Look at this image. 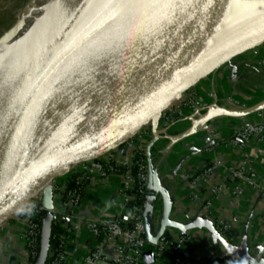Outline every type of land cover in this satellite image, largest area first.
Instances as JSON below:
<instances>
[{
    "label": "water",
    "instance_id": "obj_1",
    "mask_svg": "<svg viewBox=\"0 0 264 264\" xmlns=\"http://www.w3.org/2000/svg\"><path fill=\"white\" fill-rule=\"evenodd\" d=\"M127 1L116 0L105 18L104 0H63L54 22L59 65L20 95L0 102V226L45 190L36 264L47 263L54 221L69 220L54 212V180L82 162L148 155L160 141L184 135L173 132L215 112L218 79L232 75L241 56L264 45V10L258 11L256 0H146V6L135 1L136 35L118 17ZM167 8H180L191 22L189 47L175 56L143 51L164 40ZM23 24L21 18L0 44L12 40ZM29 60L16 64L6 78L17 76ZM3 79L0 73V83ZM221 109L236 116L253 110ZM190 148L193 154L203 149ZM148 172V182L156 180ZM174 223L167 208L156 238L146 230L148 256L161 237L171 238L166 228ZM205 224L201 218L196 225ZM211 232L214 240L225 241L214 227Z\"/></svg>",
    "mask_w": 264,
    "mask_h": 264
},
{
    "label": "crops",
    "instance_id": "obj_2",
    "mask_svg": "<svg viewBox=\"0 0 264 264\" xmlns=\"http://www.w3.org/2000/svg\"><path fill=\"white\" fill-rule=\"evenodd\" d=\"M263 61L264 45L241 56L232 75L218 79L219 104L229 110L253 108L252 111L236 116L217 107L214 113L201 119L194 127L188 123L173 132L174 135L186 132L184 135L160 141L145 156L148 169L156 177V180H149L142 201L145 236L148 230V237L156 238L168 208L169 218L175 223L167 226L166 231L171 238H185L183 247L186 251L203 260L264 264L263 143L252 141L242 150L221 146L233 135L237 126L244 122L264 120V105L255 107L264 101ZM211 128L219 133L215 138L218 145L213 150L206 141ZM191 145L203 149L193 154ZM213 162L218 165L210 178L194 185V176ZM230 166L254 168L258 186L243 183V194L237 196ZM63 177L62 181L65 182L66 177ZM122 183L120 172H109L105 178L94 175L86 187L81 206L76 209L75 217L68 225L65 264H86L84 257L97 247V239L87 229L89 220L127 214L123 207L125 200L120 195ZM219 186L223 188L219 190ZM59 211L66 218L65 211L62 208ZM201 218H205L208 224L196 225ZM181 226L186 229L183 230ZM224 226L226 231L222 233L220 228ZM211 227L225 241L214 240ZM23 228L24 222L18 217L5 225L4 232L0 234V264L19 263L23 256ZM160 264L168 262L161 260ZM190 264L200 263L192 261Z\"/></svg>",
    "mask_w": 264,
    "mask_h": 264
},
{
    "label": "built area",
    "instance_id": "obj_3",
    "mask_svg": "<svg viewBox=\"0 0 264 264\" xmlns=\"http://www.w3.org/2000/svg\"><path fill=\"white\" fill-rule=\"evenodd\" d=\"M264 64V61H263ZM218 107L227 109L222 104ZM219 136L216 129L211 128L206 136L210 149L216 147ZM259 141L264 146V120L244 122L235 128L233 135L221 146L224 148L235 147L244 149L250 142ZM220 145V144H219ZM146 153L135 157L118 161H86L82 162L78 169L65 175L66 181L58 183L57 179L51 183L54 194V212L61 214V208L65 211L69 222L63 220L54 221L60 228L51 237V248L46 264H65L67 259L68 225L75 217V211L81 206L85 190L94 175L105 178L109 172H120L123 183L120 195L124 198V209L127 213L125 219L121 214L115 216H103L91 219L87 222L88 231L97 239V247L89 252L84 261L86 264H141L144 261L148 241L143 226L145 213L142 205L143 198L148 189V166ZM218 163L213 162L193 178V184L207 181ZM229 172L235 180V194H243V183L257 187V171L254 168L234 166L229 167ZM237 181V182H236ZM223 187L219 186V190ZM45 190L42 189L30 201L19 209L9 220L0 226V234L5 230V225L15 217L23 220V256L18 264H36L40 253L42 233V215ZM131 205H129V203ZM210 205V202L207 203ZM24 209V211H21ZM32 209L29 213L27 210ZM53 224V225H54ZM224 233L225 226L220 228ZM53 240V241H52ZM185 238L161 237L155 245L152 262L160 264L165 260L168 264H190L197 261L200 264H231L225 261L203 260L202 258L184 249Z\"/></svg>",
    "mask_w": 264,
    "mask_h": 264
},
{
    "label": "bare ground",
    "instance_id": "obj_4",
    "mask_svg": "<svg viewBox=\"0 0 264 264\" xmlns=\"http://www.w3.org/2000/svg\"><path fill=\"white\" fill-rule=\"evenodd\" d=\"M115 1L104 0L105 18L111 13ZM135 1L138 2L140 0L127 1L118 15L119 19L133 30L134 35L140 30L136 27L140 14L138 15L135 9ZM62 3L63 0H33V6L23 15L19 9L14 11L16 18L11 27L21 18H23L24 24L12 40L0 44V73L5 77L0 83V99L6 96V90L15 86L21 77L29 72L31 74L26 78L28 81L9 99H4L0 102H8L20 95L59 65L60 54L54 33V22ZM141 3H144V6H146L147 1L141 0ZM11 4L8 7H11ZM254 4L258 11L264 10V0H256ZM167 9L168 11L164 15L166 18L164 40H160L156 45L148 47L143 51L150 52L151 50H156L160 56H175L181 54L189 47L190 37L194 30L191 22L180 8ZM25 57L30 60L22 65L21 72L11 80L7 79L6 77L9 72L13 70L16 64L18 66L23 63ZM159 88L161 87H155L154 89L158 90Z\"/></svg>",
    "mask_w": 264,
    "mask_h": 264
},
{
    "label": "rangeland",
    "instance_id": "obj_5",
    "mask_svg": "<svg viewBox=\"0 0 264 264\" xmlns=\"http://www.w3.org/2000/svg\"><path fill=\"white\" fill-rule=\"evenodd\" d=\"M244 2L245 0H238ZM14 2V3H13ZM11 4V7L8 5ZM33 6V0H0V41L4 35L9 31L11 25L15 22L16 16L14 11L20 10L23 15ZM64 177L57 179L58 183H63Z\"/></svg>",
    "mask_w": 264,
    "mask_h": 264
},
{
    "label": "trees",
    "instance_id": "obj_6",
    "mask_svg": "<svg viewBox=\"0 0 264 264\" xmlns=\"http://www.w3.org/2000/svg\"><path fill=\"white\" fill-rule=\"evenodd\" d=\"M59 228H60V225H59V224H54V225H53V230H52V235H53L57 230H59ZM52 241H53V240H52ZM146 251H147V250H146ZM152 259H153V255L150 257V256H148V255L146 254V252H145L144 261H146V262H150Z\"/></svg>",
    "mask_w": 264,
    "mask_h": 264
},
{
    "label": "clouds",
    "instance_id": "obj_7",
    "mask_svg": "<svg viewBox=\"0 0 264 264\" xmlns=\"http://www.w3.org/2000/svg\"><path fill=\"white\" fill-rule=\"evenodd\" d=\"M21 211H24V209H22ZM27 211L30 213L32 211V209H28Z\"/></svg>",
    "mask_w": 264,
    "mask_h": 264
}]
</instances>
